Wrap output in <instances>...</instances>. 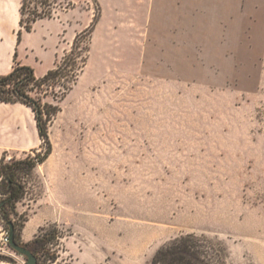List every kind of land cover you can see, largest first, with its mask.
Listing matches in <instances>:
<instances>
[{"label": "rangeland", "instance_id": "rangeland-1", "mask_svg": "<svg viewBox=\"0 0 264 264\" xmlns=\"http://www.w3.org/2000/svg\"><path fill=\"white\" fill-rule=\"evenodd\" d=\"M55 8L43 20L65 26L56 64L80 62L85 31L90 50L75 83L26 87L54 112L52 150L23 167L26 194L7 210L22 244L51 239L33 252L37 264H86L97 252L103 264H166L156 253L189 235V264H264V0ZM48 29L36 23L28 38ZM41 141L5 162L45 152ZM9 232L0 212V263L23 264Z\"/></svg>", "mask_w": 264, "mask_h": 264}, {"label": "trees", "instance_id": "trees-1", "mask_svg": "<svg viewBox=\"0 0 264 264\" xmlns=\"http://www.w3.org/2000/svg\"><path fill=\"white\" fill-rule=\"evenodd\" d=\"M59 1L60 0H21V28L18 33L19 41H21V35L24 31H33L34 25L37 21L53 17L55 13L54 11L56 10L55 5H59L60 9L68 10L71 8L73 1L75 0H66L65 3ZM87 33L88 31H85L82 34L77 35L74 41V49L80 50L78 58L80 59V62L74 58H70L65 65H61L60 62L57 61L56 67L50 69L42 78H38L35 75L34 69L24 64H17L14 66L13 71L8 75H0V101L7 103L22 102L23 104L32 107L36 112L39 136L48 148V150L43 153L37 150L38 152H36L35 156L28 155L27 159L24 160L19 159L12 163H6L5 156L0 160V176L3 177L2 181L5 184L4 194L7 195V198L3 199L0 204V212L4 219L8 221V224L12 222V219L10 217V212L7 210V206L11 203L13 206L12 210H16L15 202L22 199L26 194V187L20 180V172L24 171L23 167H26L31 171L37 166L44 164L52 150V144L49 137V124L54 112L45 110L37 99L26 92V87L30 83L41 86L47 84L52 79L59 77L70 78L68 83H75L80 72L85 68L87 53L90 50L87 43ZM68 83L64 85V90L70 89L71 86ZM2 183L0 182V188ZM191 237V235L181 236L176 238L172 243L162 247L156 253L154 262L161 261L166 264H189L187 259L188 255L193 253V244L190 241ZM16 239L20 242L17 236ZM49 240L51 239L45 240L44 238H35L34 242L30 245L33 248V252L37 253V251L46 245ZM20 244L22 243L20 242Z\"/></svg>", "mask_w": 264, "mask_h": 264}, {"label": "crops", "instance_id": "crops-1", "mask_svg": "<svg viewBox=\"0 0 264 264\" xmlns=\"http://www.w3.org/2000/svg\"><path fill=\"white\" fill-rule=\"evenodd\" d=\"M14 1L0 0V75H8L14 66L24 64L34 68L35 75L42 78L56 65L57 54L62 51L65 26L59 18L41 19L37 23L50 24L52 28L47 30L46 38L39 43H33L28 38L33 32L24 31L19 42L21 12L20 4ZM45 63L47 65L37 71L36 67L38 65L42 67ZM41 142L36 112L33 108L22 102L0 101V159L5 152L25 153L40 147ZM97 253L98 256H84L85 263L103 264L102 253Z\"/></svg>", "mask_w": 264, "mask_h": 264}, {"label": "water", "instance_id": "water-1", "mask_svg": "<svg viewBox=\"0 0 264 264\" xmlns=\"http://www.w3.org/2000/svg\"><path fill=\"white\" fill-rule=\"evenodd\" d=\"M10 226V232H9V243L13 250L20 253V255L26 257V262L23 264H37L38 259L36 255L27 247L20 244V242L17 241L15 236V226L12 222L9 223Z\"/></svg>", "mask_w": 264, "mask_h": 264}, {"label": "flooded vegetation", "instance_id": "flooded-vegetation-1", "mask_svg": "<svg viewBox=\"0 0 264 264\" xmlns=\"http://www.w3.org/2000/svg\"><path fill=\"white\" fill-rule=\"evenodd\" d=\"M21 245H23V246L29 248V249L33 252V250H32L33 248H32L31 246H27V245H24V244H21Z\"/></svg>", "mask_w": 264, "mask_h": 264}]
</instances>
